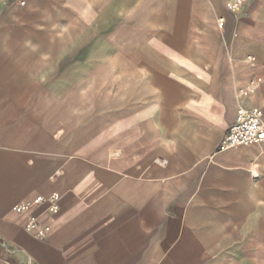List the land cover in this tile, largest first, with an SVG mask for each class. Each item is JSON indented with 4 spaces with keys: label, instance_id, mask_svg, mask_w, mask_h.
<instances>
[{
    "label": "crops",
    "instance_id": "obj_1",
    "mask_svg": "<svg viewBox=\"0 0 264 264\" xmlns=\"http://www.w3.org/2000/svg\"><path fill=\"white\" fill-rule=\"evenodd\" d=\"M240 1L0 5V264H264V141L218 149L264 113Z\"/></svg>",
    "mask_w": 264,
    "mask_h": 264
},
{
    "label": "built area",
    "instance_id": "obj_2",
    "mask_svg": "<svg viewBox=\"0 0 264 264\" xmlns=\"http://www.w3.org/2000/svg\"><path fill=\"white\" fill-rule=\"evenodd\" d=\"M12 2H17L24 5L25 0H0V5H7ZM229 10L233 12H241L244 9V2L240 0H227L226 3ZM261 80L260 77L253 79L248 86L242 90L241 96H245L253 93L254 85ZM264 141V113L256 106H239L233 122L230 124L226 134L222 138L218 149L223 150L229 147L245 146L258 144ZM112 154H116L113 152ZM258 163L252 162L250 165V173L253 178L258 176ZM40 198L39 201H42ZM50 200L55 202L56 196L50 197ZM16 210H21L24 205H16ZM53 211L57 210V206L53 204ZM27 227L29 229L36 227L35 217L29 219ZM45 233V230H40L38 235L41 237Z\"/></svg>",
    "mask_w": 264,
    "mask_h": 264
}]
</instances>
